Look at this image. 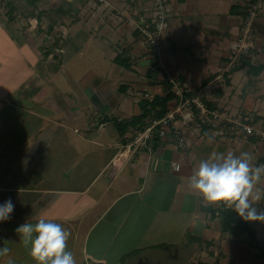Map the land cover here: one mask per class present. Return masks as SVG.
I'll return each instance as SVG.
<instances>
[{"label":"crops","instance_id":"crops-1","mask_svg":"<svg viewBox=\"0 0 264 264\" xmlns=\"http://www.w3.org/2000/svg\"><path fill=\"white\" fill-rule=\"evenodd\" d=\"M247 1L166 0L161 59L186 83L185 95H200L219 114L215 128L177 120L186 139L183 148L156 133L144 145L130 144L137 123L120 134L111 121L131 119L140 113L142 98L165 94L166 83L159 72L149 74L153 60L133 30L140 6L130 0L75 1L76 14L60 18L70 19L68 27L81 20L92 32L80 33L73 55L80 54L81 42L94 38L96 53L105 56L110 50L107 71L113 79L84 82L93 88L91 96L76 109L65 102V124L0 126V204L11 199L15 205L11 218L0 221V249H9L0 264H35L15 229L40 217L70 231L67 250L77 264H264V223L243 221L230 209L237 223L223 231L220 211L228 208L205 207L187 188L198 162L212 153L247 152L254 165L264 164V0H254L251 55L237 57L230 50ZM62 2L67 0H48L46 8L40 6L45 0L35 5L53 12ZM120 51L128 56V68L113 61ZM90 104L91 111L86 109ZM28 112L23 123L27 117L38 121L36 112ZM70 114L81 118L82 126ZM258 207L264 208V200Z\"/></svg>","mask_w":264,"mask_h":264},{"label":"rangeland","instance_id":"rangeland-1","mask_svg":"<svg viewBox=\"0 0 264 264\" xmlns=\"http://www.w3.org/2000/svg\"><path fill=\"white\" fill-rule=\"evenodd\" d=\"M6 1L8 0H0V126H10L11 123L10 127L14 126L13 129H16L18 126H25V128L47 127L55 125L56 122L65 124L67 120L64 113L66 110H63V108L65 109V102L68 104L67 107L71 109H76V104L79 102L84 103L82 106H85L86 99L91 96L90 91L93 89L87 84L93 78H101L104 81L113 79L111 71H107L111 62L108 58L111 56L108 54L110 50L106 49L105 56L100 52L96 53V48L93 45L97 43L93 41L94 38H89L87 44L85 42L80 43L82 45L80 54L73 55L71 47L79 45L81 40L78 37L82 36L80 33L86 30L92 32L90 27L81 24V20L69 24L70 27H68L67 24L70 19L62 17L59 19L61 22L57 24L56 28L53 26L56 25L57 21L51 29H48L53 18V12L49 11L48 8L44 10L45 13L40 14L39 19L18 11L13 13L12 19H8ZM51 1L54 4L57 0ZM252 1L254 0H248L246 6ZM99 2L104 3V0ZM40 6L46 8L48 0H45V4ZM36 11L37 8L34 7V14ZM81 12L82 7L79 16ZM88 24L92 26V24ZM84 26L86 27L84 28ZM133 30H136V21H134ZM65 32H68V36L61 40L60 38ZM137 37L142 45L138 33ZM104 40L106 41V39ZM100 42L108 45L103 40ZM91 45L93 49H90ZM45 50H49V53L44 55ZM113 51L116 52L117 49ZM125 57L128 58L127 55ZM139 95L141 93L136 96ZM6 99L7 101H5ZM3 101L6 103H2ZM9 103L11 106L8 105ZM17 107L25 112L29 111L28 116L32 112H36L38 121L27 117L24 120L27 124L23 123L22 118H24L25 112H17L18 109L15 110ZM89 107L92 109L91 104L86 107L87 110L91 111ZM70 115L74 116L75 114ZM12 116L19 119L17 120ZM81 120V118L77 120L75 118L74 123L80 127L82 126ZM69 121L72 123L71 119ZM83 121H88L89 124L91 119L84 118ZM96 123L97 121L94 120V125ZM2 130L0 129V131ZM4 152L1 149V156L5 158L7 154Z\"/></svg>","mask_w":264,"mask_h":264},{"label":"clouds","instance_id":"clouds-1","mask_svg":"<svg viewBox=\"0 0 264 264\" xmlns=\"http://www.w3.org/2000/svg\"><path fill=\"white\" fill-rule=\"evenodd\" d=\"M252 159L247 152L212 153L198 162L187 179V188L205 207L222 204L243 221L264 223V208L258 207L264 200V164L254 165ZM14 207L11 199L0 204V221L9 220ZM15 231L35 264H77L74 254L67 250L71 233L61 223L40 217ZM8 252L2 248L0 256Z\"/></svg>","mask_w":264,"mask_h":264},{"label":"built area","instance_id":"built-area-1","mask_svg":"<svg viewBox=\"0 0 264 264\" xmlns=\"http://www.w3.org/2000/svg\"><path fill=\"white\" fill-rule=\"evenodd\" d=\"M130 1H134L140 6V14H138L136 22V31L153 60L147 66V69L150 74L156 71L159 72L162 79L169 86V91L174 95L172 106L167 108L159 118L147 119L141 129L135 132L130 144L144 145L146 140L153 133H156L161 138L170 136L178 148H183L186 145V139L181 129L175 125L177 120L181 121L182 124L195 120L198 124L215 128L218 125L219 114L216 110L208 109L200 95H185L183 92L186 88V83L172 74L161 59V37L168 21L166 0ZM137 1H140L141 5ZM256 13L257 3L252 1L246 6L245 12L240 20L239 32L230 47L234 56L251 55L250 53L254 49L252 22ZM144 97H148L147 92H144ZM242 127L246 132L251 131L250 126L247 124H243ZM174 167L177 168L178 164H175ZM219 208L224 207L220 204Z\"/></svg>","mask_w":264,"mask_h":264},{"label":"trees","instance_id":"trees-1","mask_svg":"<svg viewBox=\"0 0 264 264\" xmlns=\"http://www.w3.org/2000/svg\"><path fill=\"white\" fill-rule=\"evenodd\" d=\"M38 1H43V0H8L6 1V14L8 16V19L13 18V13L15 11L27 14V16L31 17H39L40 14H43L44 10H37L36 13L34 14L33 9L36 7L35 3ZM77 0H67V2H62L59 3L54 9H53V18L51 20V23L48 26V29H51L53 24L56 22L57 19H59L61 16L67 15L70 12L72 14H76L77 9L74 6V3ZM55 46V43H54ZM46 53H49V50L44 51V55ZM56 57V56H55ZM113 61L117 63L118 65H121L124 68H128V63H127V58L124 57L123 52L120 51L116 53L113 57ZM168 85H164V91L165 94L161 97H153L151 99H146L142 98L140 101L141 104V111L138 115L131 119L127 120H115L111 118L112 124L116 131L118 133L124 132L126 127L129 124H136V128L141 129V127L144 125L145 121L147 119H152V118H159L164 114L166 111V105L167 101L174 95L171 91L168 90ZM147 118V119H146ZM146 119V120H145ZM220 215L222 217V222H221V230L225 229H230L229 228V223L234 222V224L237 223V219L234 217L233 212L228 210H222L220 211Z\"/></svg>","mask_w":264,"mask_h":264}]
</instances>
